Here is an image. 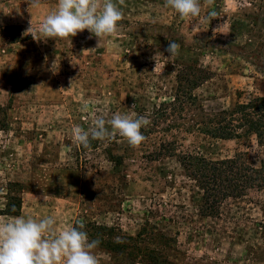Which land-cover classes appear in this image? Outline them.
<instances>
[{
    "label": "rangeland",
    "instance_id": "1",
    "mask_svg": "<svg viewBox=\"0 0 264 264\" xmlns=\"http://www.w3.org/2000/svg\"><path fill=\"white\" fill-rule=\"evenodd\" d=\"M56 4L0 0V214L20 198L19 215L52 216L57 231L83 221L98 264H264V136L245 122L253 111L264 123V108L252 110L264 99V0H200L191 19L165 0H122L117 31L98 45L87 30L34 40L29 21L38 31ZM133 112L148 120L139 147L118 135L74 143V126ZM224 115L230 139L208 130ZM188 154L239 157L262 188L204 217Z\"/></svg>",
    "mask_w": 264,
    "mask_h": 264
},
{
    "label": "clouds",
    "instance_id": "2",
    "mask_svg": "<svg viewBox=\"0 0 264 264\" xmlns=\"http://www.w3.org/2000/svg\"><path fill=\"white\" fill-rule=\"evenodd\" d=\"M122 0H57L55 10L48 14L34 32L29 21L27 32L37 41L69 39L87 30L90 37H108L117 31L124 13ZM209 4L212 0H208ZM181 19L198 17L200 0H165ZM206 18L210 23L215 16ZM180 45L170 42L165 49L169 56L179 54ZM91 51V50H88ZM134 108V104L131 109ZM131 109H129L131 111ZM148 124L144 116L115 113L111 119L97 117L93 127L85 130L76 125L72 129L74 143L84 149L91 148L92 140L103 141L118 135L130 147L137 148L146 139L141 129ZM85 223L78 221L59 231L52 216L39 220L23 215L0 217V264H98L94 250L99 239H89ZM117 243L122 242L119 237Z\"/></svg>",
    "mask_w": 264,
    "mask_h": 264
},
{
    "label": "trees",
    "instance_id": "3",
    "mask_svg": "<svg viewBox=\"0 0 264 264\" xmlns=\"http://www.w3.org/2000/svg\"><path fill=\"white\" fill-rule=\"evenodd\" d=\"M208 80V73L203 72L197 82L193 81L191 83V87L198 88ZM174 100H176V97ZM258 101L260 104L254 105L255 107L252 110L259 111L264 108V99H258ZM248 108L250 107H240L244 112ZM252 114L253 111L245 115L247 118L245 122L251 126L252 124L255 126L253 130L257 138L261 139L264 136V123L262 125L259 124V117L254 121ZM228 118V115H224L222 118L217 117L212 122V128L210 129V125L208 126V130L213 137L230 139L236 136L235 127L232 126L231 128ZM118 161L120 159H115L116 165H119ZM180 163L188 176L197 183V187L202 192L204 217L207 216L206 214L212 216L218 214L221 204L226 199L241 197L246 190L262 188V172L247 166L245 167L239 157L213 162L201 155L188 154L182 156ZM15 201L17 203V210L15 212H11L8 206L6 213L0 215L19 216L21 200L17 198Z\"/></svg>",
    "mask_w": 264,
    "mask_h": 264
}]
</instances>
